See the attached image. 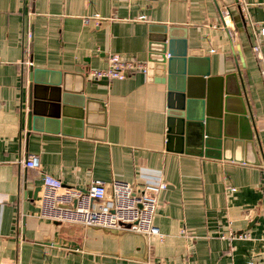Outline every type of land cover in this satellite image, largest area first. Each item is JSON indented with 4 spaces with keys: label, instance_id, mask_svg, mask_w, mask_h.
Returning a JSON list of instances; mask_svg holds the SVG:
<instances>
[{
    "label": "crops",
    "instance_id": "1",
    "mask_svg": "<svg viewBox=\"0 0 264 264\" xmlns=\"http://www.w3.org/2000/svg\"><path fill=\"white\" fill-rule=\"evenodd\" d=\"M244 2L246 19L236 0H0V264H264V0ZM152 26L185 34L198 71L237 75L252 148L237 144L226 160L167 151L166 87L150 71L88 78L109 55L147 65ZM31 69L92 98L89 124L67 117L28 131ZM32 155L39 169L22 168ZM44 175L81 189L165 184L154 219L162 240L40 219Z\"/></svg>",
    "mask_w": 264,
    "mask_h": 264
},
{
    "label": "water",
    "instance_id": "2",
    "mask_svg": "<svg viewBox=\"0 0 264 264\" xmlns=\"http://www.w3.org/2000/svg\"><path fill=\"white\" fill-rule=\"evenodd\" d=\"M150 30L156 37L146 66L147 73L166 87V150L226 160V151L237 144L252 148V128L237 75L212 77L207 68L198 71L196 64L201 59L197 56L201 54L187 49L185 34L176 37L174 28L165 26ZM47 75L37 69L28 72V131L44 122L65 124L67 117L88 125L92 98L72 93L66 76Z\"/></svg>",
    "mask_w": 264,
    "mask_h": 264
},
{
    "label": "built area",
    "instance_id": "3",
    "mask_svg": "<svg viewBox=\"0 0 264 264\" xmlns=\"http://www.w3.org/2000/svg\"><path fill=\"white\" fill-rule=\"evenodd\" d=\"M243 19L247 18L248 5L244 0H236ZM223 14V28H228ZM98 22L96 16L91 18ZM88 19L84 20L88 24ZM259 35L264 39V22L261 23ZM258 61L263 60L260 47L254 46ZM136 73H147L145 63L123 60L118 55H109L104 69L90 70L88 78L92 81L124 80ZM264 79V71L262 72ZM24 169L38 170L39 160L35 155L21 160ZM166 189L165 184H144L138 190L127 182L113 180L109 184L92 181L85 188L64 185L59 179L44 175L39 202V218L58 224L79 225L107 231H128L146 237L155 236L162 240L163 235L154 225L158 211L159 193ZM248 234H228L230 240H247Z\"/></svg>",
    "mask_w": 264,
    "mask_h": 264
}]
</instances>
